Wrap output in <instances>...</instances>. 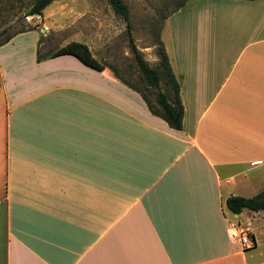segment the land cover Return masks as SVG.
Returning a JSON list of instances; mask_svg holds the SVG:
<instances>
[{"label": "crops", "instance_id": "0c3cea01", "mask_svg": "<svg viewBox=\"0 0 264 264\" xmlns=\"http://www.w3.org/2000/svg\"><path fill=\"white\" fill-rule=\"evenodd\" d=\"M167 26L181 131L73 56L0 67V264H264V211L225 206L264 192V0Z\"/></svg>", "mask_w": 264, "mask_h": 264}, {"label": "rangeland", "instance_id": "374dc122", "mask_svg": "<svg viewBox=\"0 0 264 264\" xmlns=\"http://www.w3.org/2000/svg\"><path fill=\"white\" fill-rule=\"evenodd\" d=\"M35 1L0 0V41L14 32L24 31L0 47V67L14 72L20 64L30 63L38 49L42 55H52L71 42H80L104 65V72L117 74L134 85L139 83L141 75L130 50L125 23L114 14L108 0L58 1L44 9L40 16L26 17ZM196 1L123 0L129 10L135 45L150 67L157 68L160 63L158 48L162 40L171 51L167 26L170 15ZM28 72L34 74L30 69ZM160 91L171 99L163 76ZM153 92L149 97L152 102Z\"/></svg>", "mask_w": 264, "mask_h": 264}, {"label": "trees", "instance_id": "16d2710c", "mask_svg": "<svg viewBox=\"0 0 264 264\" xmlns=\"http://www.w3.org/2000/svg\"><path fill=\"white\" fill-rule=\"evenodd\" d=\"M63 0H36L31 6L26 17L40 16L42 11L54 2ZM254 1V0H248ZM108 3L116 16H118L126 27V35L130 50L133 54L134 62L137 65L141 78L139 83L132 84L125 81L123 78L114 75L115 78L124 83L127 87L137 92L147 105L149 112L164 120L167 125L176 131L182 130V119L184 114L183 105L180 100V86L170 66L169 58L164 50V47L159 44L158 55L160 63L157 68L150 67L143 59L141 52L137 49L134 39L131 34V25L129 23V10L123 0H108ZM183 9V8H178ZM176 10V11H177ZM175 11V12H176ZM23 30L12 33L0 41V47L7 44L16 35L23 33ZM36 61L42 62L45 60L57 58L59 56H73L85 66L98 71L104 72L105 67L99 63L92 55L88 46L80 42H71L65 47H62L52 55H42L37 50ZM162 76L165 81V86L169 89L171 99L160 91V83ZM154 93L153 102L149 98ZM225 206L232 214H240L243 209H248L253 212L264 211V192L253 198L230 197L226 200Z\"/></svg>", "mask_w": 264, "mask_h": 264}, {"label": "built area", "instance_id": "2783aa9c", "mask_svg": "<svg viewBox=\"0 0 264 264\" xmlns=\"http://www.w3.org/2000/svg\"><path fill=\"white\" fill-rule=\"evenodd\" d=\"M230 237L232 239H236L239 244L245 249H250L255 245L254 240L250 238L248 231L244 229L232 230L230 233Z\"/></svg>", "mask_w": 264, "mask_h": 264}]
</instances>
